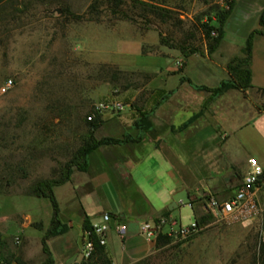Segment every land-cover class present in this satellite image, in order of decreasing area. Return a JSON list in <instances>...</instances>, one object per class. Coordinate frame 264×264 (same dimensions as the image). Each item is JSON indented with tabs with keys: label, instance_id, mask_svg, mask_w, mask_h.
Listing matches in <instances>:
<instances>
[{
	"label": "crops",
	"instance_id": "obj_1",
	"mask_svg": "<svg viewBox=\"0 0 264 264\" xmlns=\"http://www.w3.org/2000/svg\"><path fill=\"white\" fill-rule=\"evenodd\" d=\"M230 1L233 7L222 27V39L209 55L204 41L199 53L184 57L176 50L160 46L153 32L139 33L121 21L108 28L99 24L86 27L81 44L88 61L114 65L123 72L141 71L159 80L157 86L150 88L142 106L125 105L115 118L102 117L94 132V136L99 134L96 138L120 139L126 135L139 140L98 148L88 157L85 172L73 171L67 182L52 189L58 220L68 227L64 234L45 240L53 264H67L72 257V263L78 262L76 241L82 221L87 218L91 224L100 215L88 213L86 200L97 195L104 202V187H110L117 200L125 204L124 208L119 205L115 211L106 208L102 212L115 216L105 235L106 257L110 264H139L159 250L154 248L153 239L148 240L139 232L142 223L153 227L158 218H171L170 211L161 215L167 211L171 197L181 190L193 201L186 206L194 222L206 211L207 199L225 201L231 197L246 172L249 158L255 159L263 170L255 197L264 222V36L252 38L249 88L228 89L216 96L195 88H214L228 80L227 63L241 56L247 34L258 28L264 0ZM109 34L118 38V48L101 44L100 36L106 38ZM144 47L156 48L158 54L142 53ZM162 59H171L173 67L161 66ZM213 79L216 82L209 84ZM156 95L158 99L153 100ZM140 115L143 122L134 127L133 122ZM63 187L65 191L58 196ZM159 187L162 194L155 210L147 196L150 190ZM2 196L31 199L24 202V207L19 206L23 202L16 201L10 214L0 212V240L7 243L0 252L23 264L40 263L43 260L40 241L50 224L51 208L41 214L36 200H48L25 195ZM117 224L124 226L121 236L115 231ZM12 225L19 236L9 240L6 231ZM22 232H25L23 244ZM33 246L35 251L31 250Z\"/></svg>",
	"mask_w": 264,
	"mask_h": 264
},
{
	"label": "rangeland",
	"instance_id": "obj_2",
	"mask_svg": "<svg viewBox=\"0 0 264 264\" xmlns=\"http://www.w3.org/2000/svg\"><path fill=\"white\" fill-rule=\"evenodd\" d=\"M93 1L14 0L11 6L2 11L0 87L7 80L11 81L10 87L4 93L0 92L2 194L22 195L36 180L52 176L57 164L66 161L80 145L86 133L83 118L89 111L93 112L95 105L118 102L123 106L139 108L148 99L150 88L158 85L159 79H154L151 74L141 71L123 72L114 65L88 61L84 45L81 44L86 27L99 24L108 28L121 20H116L98 7L97 22L71 21L60 15V8L65 7L74 14H83ZM158 1L173 11L172 26L169 23L156 24L157 29L151 26L148 30H142L130 22H121L132 25L139 33L148 31L157 36L160 31L174 43L191 32L197 20L204 22L210 19L212 24L215 6L224 10L226 7L213 0H207L205 4L202 0ZM192 33L200 49V35L195 30ZM100 42L118 48V38L110 34L106 38L100 36ZM141 50L142 53L150 51L158 54L157 49L152 47ZM102 65L120 71L115 83L103 78L104 72L99 68ZM165 65L173 67V61L162 59L161 66ZM215 80L209 81V84H214ZM157 99L158 95L154 96L153 100ZM108 116L100 115V119ZM116 116L118 113L112 117ZM98 135L95 133V136ZM65 189L61 188L57 192L58 196ZM161 194L159 187L150 190L147 196L155 210ZM103 195L104 202L97 195L86 200L89 214L99 215L106 208L115 211L119 205L124 208L125 204L117 200L110 187L103 188ZM27 199L31 198L18 200L2 196L0 201L4 205H0V212L10 214L19 201L23 202L19 206L24 207L25 201H30ZM36 201L39 202L41 214L50 209L46 200ZM170 213L171 219L183 227L191 223V214L186 205L172 209ZM207 214L206 224L191 239L186 242H170L139 264H258V243L259 239L264 240L261 215L242 224H225ZM13 226L6 231L9 240L19 236ZM24 235L25 232L20 233L22 244ZM11 246L15 244L11 242ZM36 249L39 250V245H36ZM31 250L35 251V247Z\"/></svg>",
	"mask_w": 264,
	"mask_h": 264
},
{
	"label": "trees",
	"instance_id": "obj_3",
	"mask_svg": "<svg viewBox=\"0 0 264 264\" xmlns=\"http://www.w3.org/2000/svg\"><path fill=\"white\" fill-rule=\"evenodd\" d=\"M13 1L14 0H0V16H2V11L7 6L12 5ZM202 2L205 4L207 3V0H202ZM98 7H101L104 12H107L109 16L114 17L116 20L130 22L142 30H148L151 26H155L154 28L157 29L156 24L165 25L169 23V25L172 26V21L174 20L173 11L163 7L158 0H130L129 2H126L125 0H94L83 14H74L67 8L61 7L60 15L71 21L97 22ZM232 7V1L227 3V8L225 10L215 6L216 12L214 22L212 24H210V19H207L204 22H198L197 20L196 26L191 27V32L186 33L178 42L173 43L168 38L164 37L160 31H158V44L163 47L175 49L184 57L199 53V45L194 42L192 33L195 30L199 33L201 40L204 41L206 53L208 55L211 54L217 48L222 39V27L230 15ZM263 15L264 7L258 17V28L250 31L245 38L244 45L241 50V56L233 57L227 63L226 69L229 79L219 82L214 88H206L203 86L195 88L206 91L210 93L211 96H216L228 89L243 91L249 88L248 62L250 58L251 42L254 35L264 36ZM99 68L104 72L103 78L105 77L108 79V82L115 83L117 81V76L120 74V71L107 65H102ZM88 116H92L90 121H86V117ZM143 119V115H140L139 119L133 122V126L140 127ZM83 123L86 128V133L83 136L80 145L70 154L68 159L62 164H57V169L52 172V176L36 180L30 184L27 187L26 192L22 194L30 197L45 198L48 200L51 208L50 224L40 241L43 260L38 264H53L52 258L45 245V240L49 237L64 234L68 228L65 224L60 223L58 220V207L53 197L52 189L67 182L73 171L85 172L88 157L98 148L103 146L125 144L129 141L139 140V137L132 140L126 135H123L120 139L110 137L96 138L94 136V132L101 125V119L94 111H89L84 116ZM0 194H2V192H0ZM199 200L202 201L203 198ZM192 202L193 201L190 200L189 205H191ZM167 213L168 211H164L161 216H165ZM207 213L208 212L205 211L202 216L194 220V223L199 229L206 224L208 219ZM109 216L111 218L115 217L112 214H109ZM81 228L82 232L90 229V224L87 218L83 219ZM153 243L155 249H160L167 246L170 243V239L165 235L157 234ZM6 244V241L0 240V248L4 247ZM256 261L258 264H264V240L262 241L261 239H259L258 243ZM0 264L23 263L14 260L11 255H4L0 252ZM72 264H110V262L106 257L103 246H99L97 243H94L93 251L87 260L78 261L77 263Z\"/></svg>",
	"mask_w": 264,
	"mask_h": 264
},
{
	"label": "built area",
	"instance_id": "obj_4",
	"mask_svg": "<svg viewBox=\"0 0 264 264\" xmlns=\"http://www.w3.org/2000/svg\"><path fill=\"white\" fill-rule=\"evenodd\" d=\"M216 4L223 6L230 0H213ZM176 66L179 62L175 63ZM11 85V81L7 80L1 87L0 92L4 93ZM124 106L118 102L110 104H97L93 111L97 115H115L121 112ZM92 117V116H91ZM91 117H86V121H90ZM247 169L242 176L240 183L232 193L231 197L225 201H217L214 198H209L205 203V210L215 216L219 221L225 224H242L248 221L257 219L262 210L256 201V191L258 190V177L262 176L263 170L258 162L249 158L247 160ZM111 217L108 213H102L98 217L97 222L90 224L88 231L82 232L80 247L77 253L79 261H85L93 251L94 243L99 246L105 245V235L109 229ZM116 233L121 236L124 233V226L117 224L115 226ZM199 231V228L194 222L183 227L171 218H158L153 227L148 223H142L139 226V232L148 240L156 237L157 234L165 235L170 239V242L179 243L186 242L191 239Z\"/></svg>",
	"mask_w": 264,
	"mask_h": 264
},
{
	"label": "water",
	"instance_id": "obj_5",
	"mask_svg": "<svg viewBox=\"0 0 264 264\" xmlns=\"http://www.w3.org/2000/svg\"><path fill=\"white\" fill-rule=\"evenodd\" d=\"M260 177H258V179H260ZM190 202V198L187 195L186 191L181 190L177 193H175L172 197H171V203L167 206V211H171L172 209H175L178 206H182V205H188ZM81 236H82V231L79 232V236L77 238L76 241V245L77 247H80V243H81ZM74 258L72 257L67 264H72Z\"/></svg>",
	"mask_w": 264,
	"mask_h": 264
}]
</instances>
